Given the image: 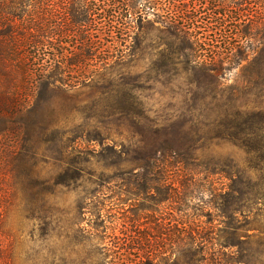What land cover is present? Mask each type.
<instances>
[{
	"label": "rangeland",
	"instance_id": "1",
	"mask_svg": "<svg viewBox=\"0 0 264 264\" xmlns=\"http://www.w3.org/2000/svg\"><path fill=\"white\" fill-rule=\"evenodd\" d=\"M69 1L84 0L54 12ZM147 1L109 38L95 25L92 41L125 51L101 55L108 70L96 59L43 87L36 51L7 53L16 80L27 56L32 71L0 111L12 264H264V0H184L194 21ZM172 19L195 55L173 42ZM69 36L70 54L82 41Z\"/></svg>",
	"mask_w": 264,
	"mask_h": 264
},
{
	"label": "trees",
	"instance_id": "2",
	"mask_svg": "<svg viewBox=\"0 0 264 264\" xmlns=\"http://www.w3.org/2000/svg\"><path fill=\"white\" fill-rule=\"evenodd\" d=\"M63 1L67 2V0ZM147 3H149L147 0H101L98 4H93L84 0L78 4L79 8L75 9L76 3L69 1L68 4L71 5V8L62 14H56L53 10L55 6L53 0H0V28L6 25L8 29L7 34L0 35V111L2 105L17 100L21 85L28 86V82L32 78L29 57L23 59L26 70L23 72L21 80L18 81L14 77L19 75L16 72L17 68L12 66L15 62L6 57L7 53L13 49L15 51L19 47L25 52L36 51L34 56L38 55V59L41 58L40 63L43 65L38 69L39 73L36 75L43 87H54L58 82L65 83L64 77L67 78L74 72L86 69L89 67V61L96 59L100 60L101 69L108 70L112 67L108 64L109 59L106 57L101 59V55L106 53V55L122 57L125 51L114 46V43L104 44L92 41L90 36H92L91 33L95 32V25H101L103 36L109 38L112 34L111 29H114L115 24L122 23V26L128 24L127 21L133 14L141 18L144 15L143 12L150 9L147 7ZM63 5V2L56 4V6L64 9ZM170 8L179 9L185 18L194 21V17L189 16L188 12L183 9L187 8L184 0H171ZM6 16H8L7 19ZM263 16L264 13L261 14V18ZM227 17L229 18V16ZM180 19L183 20V18ZM164 25L173 42L182 44V49L187 56L197 53L195 36L185 30L178 20L166 21ZM19 28H21L20 32L18 31ZM73 32L74 36L82 41L80 43L81 48H77L76 51H71L69 54L67 42L62 36L68 37L70 33L69 37H71ZM242 35L248 37L245 30ZM56 36L57 40L54 39ZM51 48L53 52L47 54L46 51ZM69 55L72 56L69 57ZM30 58L36 59L32 56ZM44 62L45 64H43ZM83 71L86 73L87 70ZM4 79H7L6 83ZM1 196L2 193L0 192ZM2 223L3 220L0 215V225ZM186 243L183 245H188L189 250L192 251L193 240L189 238V242ZM11 259V253L4 252L0 245V264H12Z\"/></svg>",
	"mask_w": 264,
	"mask_h": 264
}]
</instances>
